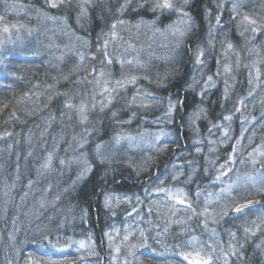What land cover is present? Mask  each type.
<instances>
[{"label": "trees", "instance_id": "obj_1", "mask_svg": "<svg viewBox=\"0 0 264 264\" xmlns=\"http://www.w3.org/2000/svg\"><path fill=\"white\" fill-rule=\"evenodd\" d=\"M22 1L24 42L0 68V264H264V34L247 52L259 75L231 85L216 73L223 44L199 54L213 57L207 67L195 66L194 44L206 37L202 0H192L199 24L179 55L148 58L150 71L131 79L149 83L135 90L148 93L140 104L122 93L124 67L114 73L95 47L99 20L73 26L86 42L75 56L48 25L37 43L47 6ZM199 72L217 83L206 93L191 82ZM146 129L163 132L158 143L128 149ZM236 179L244 185L231 188ZM247 199L257 202L235 208Z\"/></svg>", "mask_w": 264, "mask_h": 264}, {"label": "rangeland", "instance_id": "obj_2", "mask_svg": "<svg viewBox=\"0 0 264 264\" xmlns=\"http://www.w3.org/2000/svg\"><path fill=\"white\" fill-rule=\"evenodd\" d=\"M29 1V5L31 6L34 5L36 8L47 6V9H49L48 11L46 9L47 13L43 15L44 19L38 20L42 29L35 35L39 38L37 43L44 38V34L47 31V29L44 31V26L48 25L50 26L51 32H54L56 35L59 34L60 37L57 39L59 44L63 45V47L67 45L71 47L68 50L74 53L75 56L76 53L74 48H77L79 45L83 47V51H85L83 45L86 42L75 35L73 26L78 28V30L84 28V26L88 27L92 15L99 20L97 29L91 33L94 38L100 39L95 47L99 50L100 45L104 46L102 56L105 57L107 64L110 65L109 67L118 66L114 73L118 74L121 72L122 66L124 67V74L127 76L119 80L122 93L125 95L124 91L126 93V90L128 92L132 90L134 94L133 98L141 99L139 102L140 104H144L149 98L148 93L145 91L142 96H138L137 94L139 92H135V90H141L144 89V87L147 89V84L149 83H147L146 80L145 82L142 80L131 81V79H133L135 75H142L143 72H141L142 74L140 73L141 69L149 68L150 71L152 67L150 65L148 67L147 65L146 60H148V58L150 61H154L156 62L155 64L158 63L159 65V62L164 64L162 61L164 56L167 55L168 58L170 56L169 54H172V56L175 53L176 56L179 55L180 49H176V46L181 44L180 39L183 38V40H185V36L189 35L190 32L195 29V25L197 26V24H199L198 19L192 18L193 14L189 11L192 0H37L40 6L35 5L34 0ZM22 3V0L0 2V68L8 61L5 52L14 51L13 45L16 43L21 45L24 42V38L19 36V33L25 28L21 25L22 23H20L21 21L19 19V14L21 16L26 13V8L24 5L22 6ZM201 7L203 8L204 14V22L202 24L204 31L202 36L206 37V42L201 40L203 46L200 45V43L194 44L195 51L191 52H193L192 54L195 53V66L201 65L207 67L209 65L208 63H210L209 59H213V57L207 53L203 58L202 55L200 57L199 54H202V51L208 52V47L217 49V46L219 47L223 44L222 51L225 53L224 58L226 62L224 61L223 67H221L219 71H216V73H224L225 76L228 77L231 85L232 82L234 84V80H236L233 78L234 76L244 81L245 78L243 76H245V74L248 76L254 74L255 80V76L259 75V71H255L253 67L251 69L252 58H247L251 53L247 55V52L251 51V55H253V50H257L250 46V43H252L251 38L258 36L257 39H260L261 34H264V1L202 0ZM65 11H67V14ZM59 12L62 13L60 15H63V13L65 15L55 20V15H53V13ZM123 12L126 14L125 17H122L124 16ZM71 17L74 19V21L72 20L73 25L71 24L72 28L68 24L71 22ZM98 17L100 19H98ZM211 17L212 19H210ZM90 27L91 26H89L88 29H90ZM32 31L33 27H28L27 32H30L28 35H33L34 32ZM102 39L104 40L102 41ZM239 40L243 42L241 45L238 44ZM123 41L128 45L124 44ZM240 47H242L241 50ZM18 49L22 50L24 47L19 46ZM169 49L170 51L168 52ZM66 51L65 49V52ZM77 56L78 58L81 57L79 53ZM121 57L124 60L121 61ZM132 58V63L125 64L126 61H130ZM218 59L219 57L217 60ZM129 65H131L129 67L131 69L129 73L126 74L125 71L129 68L126 70L125 68ZM193 76L194 81L191 82L194 85H199L200 92L204 91L206 93L210 87H215L217 84L212 82L210 76L205 78L200 72L198 76H196V74H193ZM144 77L147 79L146 76ZM97 78L99 85L101 80L105 77L100 73ZM206 79L207 81H205ZM109 80L110 79L104 80L101 84V87L104 88V92ZM245 81H247V79H245ZM110 89V94L118 90L114 86ZM167 101L169 102L167 106H169L171 99H167ZM152 122L154 124V129H156L159 119L153 120ZM159 133L160 136L163 134L160 129L152 131L146 129L145 132L138 135L139 137H137V139L129 141L131 146H129L128 149L136 152L138 148H153V145L155 143L157 144L159 141ZM113 140L121 145L124 139L118 141L114 137ZM114 141V146H118ZM251 180L252 179H247L245 181L252 183L253 180ZM241 184L244 185L242 181L236 179L231 188L241 186ZM251 185L255 187L256 183L253 181ZM236 207L237 206H235V208ZM205 212L211 214L208 211ZM221 214L222 213L219 211L216 213L217 217ZM196 261L197 259L191 260L190 263H200Z\"/></svg>", "mask_w": 264, "mask_h": 264}, {"label": "water", "instance_id": "obj_3", "mask_svg": "<svg viewBox=\"0 0 264 264\" xmlns=\"http://www.w3.org/2000/svg\"><path fill=\"white\" fill-rule=\"evenodd\" d=\"M256 202H257V200L247 199L246 201H243V202L239 203L237 205V208L246 207L247 205H251V204H254Z\"/></svg>", "mask_w": 264, "mask_h": 264}, {"label": "snow or ice", "instance_id": "obj_4", "mask_svg": "<svg viewBox=\"0 0 264 264\" xmlns=\"http://www.w3.org/2000/svg\"><path fill=\"white\" fill-rule=\"evenodd\" d=\"M237 211H239V209H237ZM204 264H208V262H207V261H205V262H204Z\"/></svg>", "mask_w": 264, "mask_h": 264}]
</instances>
